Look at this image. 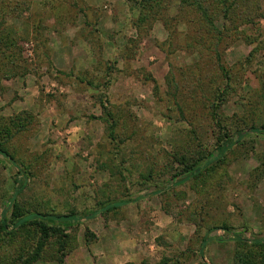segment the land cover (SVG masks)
<instances>
[{
  "label": "rangeland",
  "instance_id": "1",
  "mask_svg": "<svg viewBox=\"0 0 264 264\" xmlns=\"http://www.w3.org/2000/svg\"><path fill=\"white\" fill-rule=\"evenodd\" d=\"M259 4L247 40H232L220 54L232 73L221 97L211 38L194 15L182 12V33L170 38L161 22L137 28L126 0H0V37L11 43L0 53V130L29 171L19 205L82 214L126 202L69 231L66 264H234L235 235L247 245L264 241L263 138L250 134L182 185L174 160L214 149V102L219 115H243L263 69ZM15 172L0 157V217ZM35 242L27 231L0 235V264H15ZM55 245L36 264H55Z\"/></svg>",
  "mask_w": 264,
  "mask_h": 264
},
{
  "label": "trees",
  "instance_id": "2",
  "mask_svg": "<svg viewBox=\"0 0 264 264\" xmlns=\"http://www.w3.org/2000/svg\"><path fill=\"white\" fill-rule=\"evenodd\" d=\"M260 0H126L132 4L137 12L135 25L137 28L155 22H161L168 30L167 37L179 35L182 26L179 20L184 15H194L195 20L206 28L207 38H211V55L215 57L217 70L224 80V90L220 91V96L229 89L232 79L230 69H227L220 60V54L230 45L232 40L243 38L247 40L243 31L252 25L253 15L260 10ZM177 12L176 16L169 17V10ZM15 11V10H14ZM258 16V15H256ZM181 18V19H180ZM220 21V24L217 23ZM2 23H0V26ZM244 27V30L241 29ZM11 43L8 34L0 37V53L8 49ZM187 48V46H186ZM190 47H188L189 49ZM257 52V51H256ZM256 54V53H255ZM252 55V54H251ZM263 69L257 76V86L247 93L246 103L242 104L243 115L229 119L224 115H219L220 104H211L213 115L211 119L217 127L219 139L214 149L202 153L198 158L190 159L185 156L175 157L177 164L182 166V170L177 175V185H182L191 179H196L202 173L208 172L225 160L227 154L236 144L244 145L245 138L250 134L256 138L264 139V61H259ZM227 85V86H226ZM218 99V97H216ZM223 103H221V106ZM254 114V116L252 115ZM111 120V114H107ZM110 135L113 134V125L110 126ZM5 133L0 130V157L16 170L13 178L12 196L7 200L8 207L5 214L0 217V235L12 237L15 234L25 231L33 234L36 242L27 251L25 257L18 258L15 264H36L41 260L46 252V246L51 240L55 241L57 247L55 252V264H66V240L69 238V231L79 228L84 221L95 219L105 213L117 210L126 202H107L100 204L96 210H91L78 214L71 211L66 214L39 213L23 209L17 200L27 186L29 178L28 170L17 162L8 152L3 137ZM217 230V229H216ZM86 240L94 239V235L87 229L84 231ZM17 236V235H16ZM239 251L234 258V264H264V241L262 239H251L247 245L241 235H235ZM203 238L202 249L206 243ZM200 252V259L202 260ZM240 252V253H239ZM262 258V259H261ZM164 264V263H161ZM201 264H208L202 260Z\"/></svg>",
  "mask_w": 264,
  "mask_h": 264
}]
</instances>
